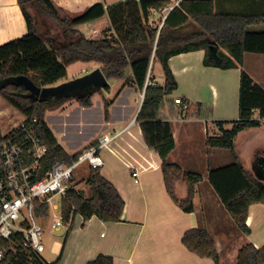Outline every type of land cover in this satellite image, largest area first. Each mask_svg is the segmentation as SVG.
Returning a JSON list of instances; mask_svg holds the SVG:
<instances>
[{
  "label": "trees",
  "instance_id": "1",
  "mask_svg": "<svg viewBox=\"0 0 264 264\" xmlns=\"http://www.w3.org/2000/svg\"><path fill=\"white\" fill-rule=\"evenodd\" d=\"M17 1L26 19L28 32L0 46V98L22 113L28 124L37 119V134L49 149L43 168H49L60 161L70 165L79 154L70 156L59 145L46 123L47 112L61 107L70 99H76L83 107H91L92 97L102 89L109 90L110 85L105 88H89L61 98H41L20 84V78L26 77L40 88L54 86L67 77L69 65L81 62L98 64L108 80H124L127 77L126 71L130 69L132 76L127 78V84L136 85L143 91L151 63L156 62L162 67L164 82L159 84L150 80L137 121L146 145L162 161L161 168L169 196L186 213L194 211L196 186L203 177L184 171L170 160L176 144L172 124L164 119L163 109L168 102L165 97L177 90L178 84L169 60L181 53L204 50L203 63L206 67L224 70L241 68L239 119L216 122L221 134L217 137L208 136L206 144L233 153V163L211 170L208 181L237 227L249 234L248 210L253 204H264V183L244 168L241 158L235 152L234 140L242 131L262 126L253 116L257 111L259 116L264 117V89L242 67L245 54L264 55V31L250 29L264 25V12L217 13L213 0H182L167 12L160 29V25L156 26L152 21L153 12L161 13L171 7L170 0H121L107 8L99 3L77 17H71L51 0ZM28 6L40 9L52 19L64 30L68 42H46L38 33L33 16L27 11ZM106 15L111 22V28L105 31L107 36L89 38L78 29ZM189 28L191 31H188ZM110 31L112 34L108 35ZM105 103L108 107L109 104ZM192 110L196 117L207 119L209 116V110H203L201 104H192ZM106 112L108 114V110ZM170 113L172 117L181 115L180 106L172 104ZM226 124H232L231 129H226ZM96 145L94 143L93 146ZM180 181L187 188V194L182 199L176 194V185ZM73 182L71 179L70 184ZM87 185L90 189L89 197H85L73 185L62 202L64 221L71 222L65 243L78 215L84 221L94 216L102 222L122 221L125 201L119 190L101 174L100 168L90 169ZM49 214L48 207L37 211L39 217L47 218ZM182 242L200 258H210L215 264H221L215 241L206 229L187 230ZM3 245L6 264H48L42 257L25 250L21 245L10 241H3ZM60 261L61 257L57 262ZM87 264H115V261L111 255L99 254ZM237 264H264V247L257 249L252 244L243 246L238 253Z\"/></svg>",
  "mask_w": 264,
  "mask_h": 264
},
{
  "label": "crops",
  "instance_id": "2",
  "mask_svg": "<svg viewBox=\"0 0 264 264\" xmlns=\"http://www.w3.org/2000/svg\"><path fill=\"white\" fill-rule=\"evenodd\" d=\"M51 1L71 17H77L96 4L101 3L107 8L121 0ZM233 2L236 3L235 6L246 7L250 11L247 13H259L257 10L261 0ZM220 6H223L222 2ZM23 18L17 0H0V46L27 34L28 28L25 27ZM110 28L111 22L107 15L78 27L89 38L91 34H98ZM111 34L112 31L108 32V35ZM204 57V50H197L181 53L169 60L178 88L165 99L170 103L169 101H173L174 98L182 97L191 104H201L203 110H209V116L202 121L207 128H213L211 134L207 135V131L205 134L207 137H217L221 132L216 122L239 119L241 68L224 70L206 67L203 63ZM128 74L131 78L132 73ZM155 80L163 84V74L161 79ZM123 81L125 79L111 84L108 80L110 89H102L100 95L96 93L92 98L97 95L100 101L97 100L91 107L67 101L61 107L53 109V116L49 121L46 120L58 143L70 156L81 153L94 143L99 144L102 136L119 134L108 148L101 152L105 161L101 174L119 190L126 204L121 222H102L96 216L84 221L78 215L63 246V255L59 256L61 261L58 263V258L54 264H72L73 261L87 264L99 254L113 256L115 264H215L212 259L200 258L184 246L182 242L184 233L193 228H204L213 237L221 264H228L229 258L237 260L240 249L247 244H252L257 249L263 248L264 204H253L249 207L247 217L249 234L237 228L232 216L226 212L225 206L208 181L211 170L230 164L226 158L217 162L218 166L213 165V160L224 153L217 151L223 148L210 147L206 144V148L197 151L194 147L191 124L201 122L181 121L177 117H172L165 107L167 115L163 117L172 124L176 144L170 160L180 165L184 171L197 173L203 177L196 186L193 212H184L171 199L164 182L162 161L159 155L146 145L139 122L136 120L133 123L144 99L140 105L137 92L127 90ZM105 102L109 104L108 107ZM95 104L99 105L97 113ZM256 115H259L257 111L253 118ZM72 124L74 126H71ZM231 127L232 124L225 125L226 129ZM261 134H264V126L253 127L242 131L234 140L235 152L241 158L244 168L257 177L258 156L264 157V147L252 141L261 137ZM245 135L255 137L253 140L249 138L243 142V146L251 152L248 156L239 149V139ZM83 136L85 137L82 138ZM190 144H193V148H188ZM203 163L205 172L199 173L197 170L203 169L200 167ZM89 167L92 168L90 165ZM90 169L84 179H88ZM135 173L137 176H134ZM73 178L74 175L72 180ZM260 180L264 183V179ZM74 187L82 193L79 185ZM176 194L180 199L186 196L187 188L183 181L177 183ZM230 254L232 257H229Z\"/></svg>",
  "mask_w": 264,
  "mask_h": 264
},
{
  "label": "built area",
  "instance_id": "3",
  "mask_svg": "<svg viewBox=\"0 0 264 264\" xmlns=\"http://www.w3.org/2000/svg\"><path fill=\"white\" fill-rule=\"evenodd\" d=\"M181 1L178 0L175 6ZM155 16L154 11L153 17ZM149 83L148 79L147 84ZM174 101L181 108V121L196 118L189 101L182 97H177ZM253 119L264 126V117ZM135 121L136 118L133 123ZM35 123L37 119L28 124L24 118L17 128L0 138V264H6L3 241L21 245L25 250L41 257L44 246L40 220L43 217L37 215L38 210L49 208L47 218L56 217L53 224L56 230L61 227L70 228L71 222L64 221L62 202L70 190L74 170L86 162L94 169L103 168L105 161L101 152L119 135L115 133L102 136L98 145L79 153L70 165L60 161L49 168H43L49 149L37 134Z\"/></svg>",
  "mask_w": 264,
  "mask_h": 264
},
{
  "label": "rangeland",
  "instance_id": "4",
  "mask_svg": "<svg viewBox=\"0 0 264 264\" xmlns=\"http://www.w3.org/2000/svg\"><path fill=\"white\" fill-rule=\"evenodd\" d=\"M178 2V0H173L171 3L170 9L175 6V4ZM220 2L223 3V6H220ZM216 12L217 13H247L249 11L246 7H241V6H235L236 3L233 2V0H216ZM231 3V4H229ZM235 4V5H234ZM176 7V6H175ZM170 9H164L163 12L158 13L156 12V16L152 18V21L154 25L159 26L161 28V20L162 17L167 14ZM27 11L33 16L34 21L36 23V29L40 36L48 43H54V44H59V43H66L68 40H66L68 37L66 33H64V30L61 29L52 19H50L43 11H41L38 8H32V7H27ZM259 13L264 12V0H261L260 6L257 10ZM250 12V11H249ZM23 14V13H22ZM24 16V15H23ZM165 18V17H164ZM24 19V25L27 28V22L25 17ZM89 28V26H87ZM251 30H261L264 31V25L263 26H257V27H252L250 28ZM188 31H191L190 28ZM107 34H105V31H101L100 33H95L94 35L91 34L90 38H101L105 37ZM23 36H19L17 38H14L13 40L19 39ZM12 41V40H10ZM9 42V41H8ZM7 42V43H8ZM6 44V43H4ZM100 68L98 64H90V63H81V62H76L67 67L68 75L61 81H59L56 85L63 84L65 82H69L72 80H75L77 78H80L88 73L93 72L94 70ZM243 69L252 79L255 80V83L260 85L264 89V85L261 83H264V55L262 54H256V53H249L246 54L245 56V62L243 65ZM131 73V70L126 71V79L124 83V87L128 88L127 90H135L137 92V95L139 96V102L140 105L144 99V90L141 91L136 85H129L127 84V78H129V74ZM163 70L162 67L159 63L152 62V67H151V72H150V77L149 80L151 82L157 83L155 79L162 78ZM157 76V77H156ZM117 82V80H110V83L113 84ZM151 82L149 84H151ZM54 85V86H56ZM117 89V88H115ZM100 95V93H98ZM99 97L96 95L94 99L92 98L93 103H96ZM175 100V98H174ZM170 101V103H167L165 107L168 108L169 112L172 110V104H175V101ZM68 101L78 102L76 99H70ZM100 101V100H99ZM67 102V101H66ZM99 105L95 104V111L96 113L98 112ZM52 112L54 110H50L47 112L46 120L49 121L50 117L53 116ZM167 109H163L164 117L167 115ZM166 113V114H165ZM177 113V112H176ZM178 115V113H177ZM259 117V115H256L255 118ZM24 115L20 113L17 109H15L12 105H10L5 99L0 98V136L3 134H8L10 131L13 129L17 128V126L24 120ZM178 119H182L181 115L177 117ZM203 118L197 117L193 118L192 120H198L197 122L201 123H192V131H193V142H194V147L197 149V151L202 150L206 148V138L207 135L212 133L213 128H207L205 123L202 121ZM85 122V120H83ZM203 123V124H202ZM71 126H74L73 124ZM80 126H85V124H80ZM75 127H73L74 129ZM207 131V135L205 134ZM262 136L257 137L255 140H253L252 135H245L239 139V149L241 151H244L243 153H246L248 156L251 154V152L248 151V148L243 146V142H245L247 139L251 138L253 141L256 142V144L264 147V134H261ZM83 136L82 138H84ZM193 144L189 145L188 148H191ZM238 146V145H237ZM193 148V147H192ZM217 152H224L221 153L222 155L219 157L217 156L213 160V165H217V162L220 160L224 161L226 158L229 159L228 163H233L234 157L233 153L231 150L228 149H223V150H218ZM218 166V165H217ZM200 167H203V169H198L197 171L199 173H204V163L200 165ZM214 168V167H213ZM218 168V167H217ZM89 163H83L79 165L75 170H74V178H73V184L76 186L79 185V187L82 190V193L85 197H88L90 195V189L89 186L87 185V179L83 178L84 176L87 175L89 171ZM183 169V168H182ZM256 171L258 172V178L264 179V157H261V155L258 156V162L256 166ZM262 181V180H261ZM210 184V183H209ZM71 186V187H72ZM211 186V185H210ZM228 212V211H226ZM56 217L51 216V218H43L40 220L41 226H42V243L44 246V251L41 253L42 259L48 263V264H54V262L59 258L61 255V252L63 250V246L65 243L66 239V234L68 228L66 227H61L59 230H56L53 227L54 222L56 221ZM238 228V227H237ZM229 257H232V254H230ZM237 264V260H232L229 258L228 264ZM68 264V263H67ZM72 264H78L76 261H73Z\"/></svg>",
  "mask_w": 264,
  "mask_h": 264
},
{
  "label": "water",
  "instance_id": "5",
  "mask_svg": "<svg viewBox=\"0 0 264 264\" xmlns=\"http://www.w3.org/2000/svg\"><path fill=\"white\" fill-rule=\"evenodd\" d=\"M166 17L167 16H165L163 22L166 20ZM151 67H152V63H151L150 69ZM18 82L26 86V88L32 94H34L35 96L41 97V98H48V97L61 98L67 95H72V94L83 92L89 88H105L107 85H109L107 77L105 76V74L100 68L80 78H77L75 80L65 82L63 84L56 85V86L40 88L26 77L20 78ZM147 85L148 84L146 81V85L144 88V96H145Z\"/></svg>",
  "mask_w": 264,
  "mask_h": 264
},
{
  "label": "clouds",
  "instance_id": "6",
  "mask_svg": "<svg viewBox=\"0 0 264 264\" xmlns=\"http://www.w3.org/2000/svg\"><path fill=\"white\" fill-rule=\"evenodd\" d=\"M150 72H151V69H150V71H149L148 79H149V77H150ZM136 120H137V118H136Z\"/></svg>",
  "mask_w": 264,
  "mask_h": 264
}]
</instances>
